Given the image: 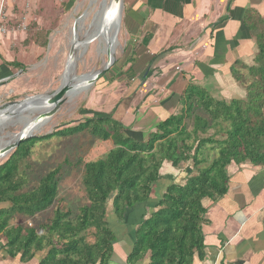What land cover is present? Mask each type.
<instances>
[{"label": "trees", "instance_id": "16d2710c", "mask_svg": "<svg viewBox=\"0 0 264 264\" xmlns=\"http://www.w3.org/2000/svg\"><path fill=\"white\" fill-rule=\"evenodd\" d=\"M250 28L259 49L255 63H238L232 69L246 90L245 98L217 100L190 83L181 95V113L159 123L146 141L129 136L113 114L85 118L74 126L23 142L0 165V203L11 204L0 211V233L4 231L10 252H22L26 260L35 250L51 247L40 264H109L118 241L109 219V205L122 223L137 207L147 204L134 233L129 263L148 254L149 264H194L196 257L204 260L207 209L203 201L215 202L228 193V169L233 164L264 168V19H256ZM5 64L25 69L19 62ZM143 81L133 88L141 87ZM130 101L131 97L123 99L117 109L123 104L128 107ZM82 133L114 142L106 155L84 164L87 204L76 215L70 209H57L44 232L32 227L24 236V227H10L17 216L34 218L47 211L58 196L61 168L47 173L37 188L23 190L21 163L32 148L38 142ZM211 152L215 157H210ZM165 163L174 168L192 164L195 173L184 184L174 179L166 182L161 175ZM161 188L164 191L159 195Z\"/></svg>", "mask_w": 264, "mask_h": 264}, {"label": "crops", "instance_id": "0c3cea01", "mask_svg": "<svg viewBox=\"0 0 264 264\" xmlns=\"http://www.w3.org/2000/svg\"><path fill=\"white\" fill-rule=\"evenodd\" d=\"M124 5L128 46L123 58L105 76L106 86L93 97L95 110L103 112L94 118L114 114L129 136L146 141L159 123L181 113V95L190 83L217 100L230 102L246 97L232 69L238 63H255L259 49L250 24L264 19V0H124ZM2 57L5 60L0 74L6 75L9 67L5 63L18 62V54ZM146 71L148 77L134 89ZM128 97V107L123 104L117 109ZM101 100L105 101L103 105L97 103ZM100 142L108 147L107 153L114 148L112 140ZM182 170L165 163L161 175L166 182L174 179L184 184L190 175L186 171L182 179ZM228 171V193L215 202L203 201L207 209L203 223L205 258L196 257L194 264H264V168L233 164ZM163 191L161 188L159 195ZM10 205L0 203V211ZM147 206L137 207L120 223L110 204L109 219L118 241L109 264H132L128 258L134 249V233ZM16 218L10 227L22 226L23 235H27L32 221L23 224ZM7 244L2 231L0 264H40L51 249L35 250L34 256L24 260L22 252L11 253ZM150 261L148 254L134 264Z\"/></svg>", "mask_w": 264, "mask_h": 264}, {"label": "rangeland", "instance_id": "374dc122", "mask_svg": "<svg viewBox=\"0 0 264 264\" xmlns=\"http://www.w3.org/2000/svg\"><path fill=\"white\" fill-rule=\"evenodd\" d=\"M103 2L104 0L3 1L0 51L7 57L14 56L17 52L18 62L24 64L25 69L8 68L6 75L0 74V81L4 80L0 84V107L28 97L55 92L61 86V77L65 71L71 43L74 41L78 47L76 55H81L75 70L77 75L102 68L110 56L108 48L100 41L99 13ZM122 10L119 19L113 23L117 41L123 49L119 60L123 58L128 46L123 24L125 6L123 14ZM87 30L88 40L84 38ZM89 41H92V44L86 52L84 44ZM1 55L0 70L4 67L2 64L5 60ZM12 75L14 76L9 78ZM3 76H9V80L1 79ZM104 78L67 102L39 135L50 134L58 128H68L85 118L103 114L95 110L93 97L108 83L104 82ZM97 103L103 105L105 101ZM10 127L0 132V138L16 134L21 129L19 125ZM100 141L88 133H82L38 142L32 148L31 155L21 163L20 173L25 179L23 190L37 188L47 173L61 168L58 196L54 206L47 211L32 219L17 216L15 220L23 224L25 221H32L33 227H38L42 232L53 219L57 209H70L74 215L78 214L79 209L87 204L83 185L84 164L103 157L108 151V147ZM12 154L13 152L0 165ZM210 157H215V152H211ZM181 168L182 179L186 177V171L188 175L195 173L192 164H184Z\"/></svg>", "mask_w": 264, "mask_h": 264}, {"label": "water", "instance_id": "95a60500", "mask_svg": "<svg viewBox=\"0 0 264 264\" xmlns=\"http://www.w3.org/2000/svg\"><path fill=\"white\" fill-rule=\"evenodd\" d=\"M118 4L123 8L124 11V0H117ZM92 44V41L86 42L85 49L86 52L88 50V47ZM77 43L74 41L71 43L70 53L68 56V60L65 66V71L63 73V76L61 77V86L55 91V92H49L43 95H38L34 97H28L21 101H15L3 104L0 107V117L2 115H6L9 117H13L14 113L18 114V119L14 123H8L7 128L10 126L19 125L21 126V129L16 134H10V135H16L17 139L16 141L3 148L0 151V160L5 155H10L12 152H14L23 142L28 141L32 138H36L40 136V130H37L41 124L47 123L62 109V107L69 102V98L72 95H75L78 92H84L89 90L92 86L95 85L98 80L101 78H104L106 74L117 64L118 57H114L113 55L108 56V61L106 64L102 66L100 70H93L90 73L77 75L75 72L76 65L78 67V61L81 58V55L77 54ZM149 71H146V73L143 76V79H146L148 77ZM9 79H6L5 81H8ZM4 80L0 81V84ZM32 103L34 109H32L29 112V115H32L35 112H41L43 111L35 122H31L28 125H23L24 121L21 117V112L18 111L21 108H24L27 103ZM31 104V105H32ZM13 108H17L16 110H13ZM32 106L30 107V109ZM16 115V114H15ZM5 124V122L0 123V125ZM6 128V129H7ZM37 130V131H36Z\"/></svg>", "mask_w": 264, "mask_h": 264}, {"label": "bare ground", "instance_id": "6f19581e", "mask_svg": "<svg viewBox=\"0 0 264 264\" xmlns=\"http://www.w3.org/2000/svg\"><path fill=\"white\" fill-rule=\"evenodd\" d=\"M123 8L120 6V4H118L117 0H104L102 6H101V10L99 13V24H100V41L104 42L105 46L108 48L107 51L109 53V55H113L114 57H119L122 52L123 49L120 46V44L117 41L116 35L114 33V29H113V23L116 22V20L119 19V14L120 11ZM122 14H123V10H122ZM122 19V16H121ZM121 22V20H120ZM118 23V22H117ZM87 34L84 35V38L86 40H88L89 38V31H86ZM107 62H105L104 64H106ZM77 68V65H76ZM79 93V92H78ZM78 93H76L75 95L70 96L69 100L70 101L72 98L76 97L78 95ZM32 103H27L26 106L24 108L19 109L18 111L21 112V117L23 118L24 124L23 125H28L31 122H35L38 118V116L43 112H35L32 115H29V112L34 109L33 104ZM32 106V108L30 109V107ZM17 108H13V110H16ZM16 114V115H15ZM18 114L14 113L13 117H9L6 115H2L0 117V123L5 122V124L0 125V132H4V130L7 128V124L9 123H14L17 119H18ZM8 122V123H6ZM50 123H44L43 125L41 124V126L37 129L40 130L41 132L44 131L48 126V124ZM11 128V127H10ZM13 129V128H12ZM36 130V131H37ZM11 132V131H10ZM17 139L16 135H10L8 134L7 136H2V138H0V151L13 144ZM9 155H5L1 160L0 163L8 158Z\"/></svg>", "mask_w": 264, "mask_h": 264}, {"label": "built area", "instance_id": "2783aa9c", "mask_svg": "<svg viewBox=\"0 0 264 264\" xmlns=\"http://www.w3.org/2000/svg\"><path fill=\"white\" fill-rule=\"evenodd\" d=\"M1 20H2V19H1V16H0V25H1ZM0 31H1V27H0Z\"/></svg>", "mask_w": 264, "mask_h": 264}]
</instances>
